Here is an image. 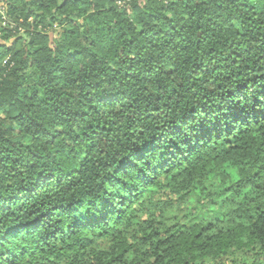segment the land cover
<instances>
[{
    "label": "trees",
    "instance_id": "obj_1",
    "mask_svg": "<svg viewBox=\"0 0 264 264\" xmlns=\"http://www.w3.org/2000/svg\"><path fill=\"white\" fill-rule=\"evenodd\" d=\"M2 4L0 264H264V0Z\"/></svg>",
    "mask_w": 264,
    "mask_h": 264
},
{
    "label": "built area",
    "instance_id": "obj_2",
    "mask_svg": "<svg viewBox=\"0 0 264 264\" xmlns=\"http://www.w3.org/2000/svg\"><path fill=\"white\" fill-rule=\"evenodd\" d=\"M3 1L4 0H0V23L2 25L5 24V21H6V15H5V10H4V6H3Z\"/></svg>",
    "mask_w": 264,
    "mask_h": 264
},
{
    "label": "rangeland",
    "instance_id": "obj_3",
    "mask_svg": "<svg viewBox=\"0 0 264 264\" xmlns=\"http://www.w3.org/2000/svg\"><path fill=\"white\" fill-rule=\"evenodd\" d=\"M180 214H181V212H180Z\"/></svg>",
    "mask_w": 264,
    "mask_h": 264
}]
</instances>
